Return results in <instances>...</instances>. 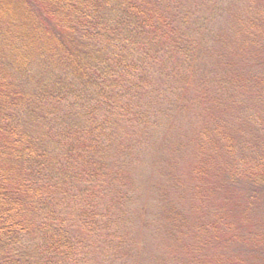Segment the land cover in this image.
I'll list each match as a JSON object with an SVG mask.
<instances>
[{"label":"trees","instance_id":"trees-1","mask_svg":"<svg viewBox=\"0 0 264 264\" xmlns=\"http://www.w3.org/2000/svg\"><path fill=\"white\" fill-rule=\"evenodd\" d=\"M220 1L0 0V264H134L150 204L171 231L189 223L176 198L198 199L207 169L173 161L194 109L218 159L206 264H264V71L245 53L264 12L232 26L236 60L214 34ZM145 156L150 204L133 181Z\"/></svg>","mask_w":264,"mask_h":264},{"label":"rangeland","instance_id":"rangeland-1","mask_svg":"<svg viewBox=\"0 0 264 264\" xmlns=\"http://www.w3.org/2000/svg\"><path fill=\"white\" fill-rule=\"evenodd\" d=\"M249 6L256 10H259L261 13L264 12V0L220 1V12H218L216 15V21L214 23L216 29L214 30V34L220 38V42L218 40V42L220 43L219 46L228 49L229 58L231 57L235 58L236 60H242L240 54L239 57H234L235 52L239 49V47L237 39L236 37H234L236 33L235 31L237 29L232 28V26H235L236 24L244 21L245 15H248V12H250V9H248ZM254 32H257V30H254ZM258 34L261 35V33ZM260 39H262V37ZM242 40L243 39L239 40L240 43L242 42ZM258 44L260 45V47H256L253 50L249 48V45L247 46V48L246 46H243V48H246L245 53L247 55H255V59L251 60V64H255L257 62V57H261V59L263 60V64H260V67L257 68V70L264 71V39H262V41L258 40ZM228 61L230 63L233 62L229 59ZM212 62L213 61L210 60V63ZM235 64L237 66V69H242V63ZM218 68L224 69L225 66H219ZM245 76L248 77V73ZM200 114L203 115L200 109H194L179 125V137H181L179 139L183 140L184 142V150H179L176 153V160L173 161V164L175 163L174 165L176 167H182V169L184 170V174H187L190 168L198 163L201 164L202 168L203 166H205L207 169L205 173L199 175V177L201 176V178L198 179L199 183L196 182V184L200 185L201 189V193L197 195L198 199L193 195H186L184 199L176 198L177 205L184 206L186 207L185 209L188 210L187 217L189 219V223L187 220H182L184 222V226L178 227L176 225H173L172 231L169 229V227H167L166 221H164L163 219L164 216L158 215L160 212L159 208L155 209L156 206L150 204L151 200L149 199L152 197L150 196L151 190L149 192L147 191V186H149V183L147 185V182L149 180V165H147L148 157L145 156V158L143 157L144 159L138 158V163L140 162L139 166L138 163L135 164L136 166H134L136 168V173L133 181L135 183V189L136 191H138L136 197L142 203L145 204L147 202L150 204V207L145 212L146 220H144V222L147 223H142V226L139 227V231L144 243L142 244L143 247H141L138 252L137 258L139 257V259H135L134 264H206L209 263L206 257H209V254H212L210 257H213V254H215V252L219 248H215L214 246L215 243L220 239H212L214 237L210 238V232L208 229H204L206 231L205 234L204 231H201L198 227L200 225V223H198V220L200 222L201 218H203L204 220H207L208 218V216L205 217L204 212L200 210L206 209L210 201H212V203L213 201L217 202L214 197V192L211 195V187L216 185L217 177L215 176L216 173L210 172V170L214 169V163L218 160L216 158L217 154L215 153V151L213 152L212 149L203 142V139L206 138L207 135L204 131L200 130L201 125L205 126L207 124L208 126H211L212 122H205L200 117ZM235 120L236 118L234 117H232L231 120L230 118L228 119L227 124H229V127H234L237 125V121ZM245 134L246 133H243V135ZM198 139H202V142ZM201 145H204L203 149L209 153L210 159L207 163H204L206 156H202V153L196 151L197 149L199 150V146ZM238 147L239 146H233L229 154L235 152ZM167 164L171 167V162H169V159ZM219 165L220 163L215 166L217 170ZM188 182H192V180L188 179ZM138 187L140 191L138 190ZM181 196L183 195L181 194ZM168 198L172 199L173 196H169ZM198 202L200 203L201 207L196 205ZM151 214L152 217H154L153 220L149 219V216ZM195 219L197 220L194 222ZM197 228L199 229V231L197 230ZM199 238H201L202 241L200 243L201 246L197 250L195 249V245L197 244L196 241ZM226 245L229 246V243H227ZM187 250L189 252H187Z\"/></svg>","mask_w":264,"mask_h":264}]
</instances>
